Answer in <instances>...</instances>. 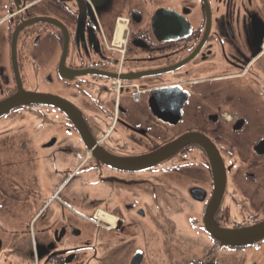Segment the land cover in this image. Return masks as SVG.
Listing matches in <instances>:
<instances>
[{
    "label": "flooded vegetation",
    "instance_id": "1",
    "mask_svg": "<svg viewBox=\"0 0 264 264\" xmlns=\"http://www.w3.org/2000/svg\"><path fill=\"white\" fill-rule=\"evenodd\" d=\"M11 100L0 264H264V0H0Z\"/></svg>",
    "mask_w": 264,
    "mask_h": 264
},
{
    "label": "water",
    "instance_id": "2",
    "mask_svg": "<svg viewBox=\"0 0 264 264\" xmlns=\"http://www.w3.org/2000/svg\"><path fill=\"white\" fill-rule=\"evenodd\" d=\"M36 100H38L40 103H45V104H56L60 110L66 113L70 111L69 108H67V104H65L64 101L59 100V99H53L50 96H44V97H35ZM13 104L16 105L17 101L16 100H11V102L3 103L0 104V115L7 113V111L11 110L13 107ZM168 153V149L166 150H161L154 155L147 156L141 160H137L138 163L141 164V166H145V164H153L157 161V159H164L166 158V155ZM217 238L219 241L222 243H228L232 245L236 244H244L249 241L257 240L259 237L264 236V225L258 226L257 228L253 229H247L246 231H235L233 233H217Z\"/></svg>",
    "mask_w": 264,
    "mask_h": 264
},
{
    "label": "rangeland",
    "instance_id": "3",
    "mask_svg": "<svg viewBox=\"0 0 264 264\" xmlns=\"http://www.w3.org/2000/svg\"><path fill=\"white\" fill-rule=\"evenodd\" d=\"M43 136H45V135H42V136H40V137H43Z\"/></svg>",
    "mask_w": 264,
    "mask_h": 264
}]
</instances>
